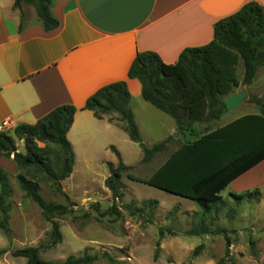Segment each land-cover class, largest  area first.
Segmentation results:
<instances>
[{
  "label": "trees",
  "instance_id": "obj_1",
  "mask_svg": "<svg viewBox=\"0 0 264 264\" xmlns=\"http://www.w3.org/2000/svg\"><path fill=\"white\" fill-rule=\"evenodd\" d=\"M31 3L46 31L59 26L53 12V0H15L14 8ZM22 23L20 28H22ZM243 61L244 77L239 79L238 65ZM264 64V6L251 1L236 13L219 19L215 24L214 38L206 45L189 47L182 51L175 63H166L155 51L137 54L129 77L142 84L143 98L171 115L180 128L196 120L218 119L228 110L225 96L241 83L249 84L259 66ZM259 113L243 115L230 123L183 144L148 178L129 173L139 182L189 198L204 214L213 206L225 203L221 193L236 178L264 161V101L252 98ZM131 93L126 80L109 83L91 95L82 109L91 110L99 119L116 113L125 124L131 140L142 142V136L130 106ZM78 108L62 104L51 110L36 123H22L11 132H0V155L14 154L19 172L16 179L25 194L36 202L48 219L64 214L66 207L46 201L40 192L39 178L53 181L62 191L61 182L71 176L76 153L67 134ZM24 142L20 150L16 140ZM40 143L44 145L41 146ZM145 159L164 149L165 142L147 146L143 142ZM119 155V151L115 150ZM110 176L106 186L114 197L119 195V178L122 170L130 168L121 163L108 162ZM11 173L0 167V227L8 229L13 193ZM261 196V189L233 194L236 202L252 201ZM204 220H201V226ZM55 226V225H54ZM56 228V227H55ZM204 232H207L208 229ZM200 233L199 231H194ZM159 245V244H158ZM203 245L196 248V253ZM2 251H0V254ZM26 258V264H91L99 255L84 253L71 255L63 261L41 257L39 248L26 246L15 252ZM159 253H156V258Z\"/></svg>",
  "mask_w": 264,
  "mask_h": 264
},
{
  "label": "crops",
  "instance_id": "obj_2",
  "mask_svg": "<svg viewBox=\"0 0 264 264\" xmlns=\"http://www.w3.org/2000/svg\"><path fill=\"white\" fill-rule=\"evenodd\" d=\"M251 1L264 6V0H53L60 24L46 31L36 9L27 13L24 5L14 8L15 0H0V125L8 119L16 125L33 124L57 106L72 104L78 111L67 137L76 157L83 131H91L93 138L104 134L100 141L88 140L91 151L103 142L108 147L116 129L124 130L125 124L116 113L99 119L82 107L101 87L126 80L142 140L148 146L165 142V163L183 144L260 111L242 109L244 102L218 119L196 120L182 129L143 98L139 79L129 77L135 57L155 51L166 63H175L186 48L211 42L216 22ZM263 163L234 179L221 193L224 201L264 185V175L247 177ZM0 167L13 176L19 172L14 154L0 155Z\"/></svg>",
  "mask_w": 264,
  "mask_h": 264
},
{
  "label": "rangeland",
  "instance_id": "obj_3",
  "mask_svg": "<svg viewBox=\"0 0 264 264\" xmlns=\"http://www.w3.org/2000/svg\"><path fill=\"white\" fill-rule=\"evenodd\" d=\"M22 5L25 12L35 13L33 4ZM244 72L241 61V80ZM246 86L250 98L242 109L259 111L252 98L264 101V64ZM79 136L74 170L61 182L63 192L53 181L39 178L43 197L65 206L64 214L48 219L11 175L9 232L0 227V264H26L25 257L15 255L26 246L38 247L41 257L57 261L84 253L99 255L91 264H264V185L259 186L261 196L257 199L238 203L233 197L204 214L189 199L128 176L148 178L165 160L164 149L149 161L143 140H131L121 128L116 129L113 139L110 137L108 147L103 142L94 151L88 140L100 141L104 134L93 138L91 131H83ZM16 143L24 150L23 141L17 139ZM109 161L130 167L121 172L117 197L105 184L111 174ZM261 175L264 163L247 177L252 180ZM2 218L0 211V222ZM196 230L200 233L194 234ZM200 245L203 247L196 253Z\"/></svg>",
  "mask_w": 264,
  "mask_h": 264
},
{
  "label": "water",
  "instance_id": "obj_4",
  "mask_svg": "<svg viewBox=\"0 0 264 264\" xmlns=\"http://www.w3.org/2000/svg\"><path fill=\"white\" fill-rule=\"evenodd\" d=\"M250 98L249 90L246 85L238 88L232 93L225 96V103L229 110L236 109L240 104L246 102Z\"/></svg>",
  "mask_w": 264,
  "mask_h": 264
},
{
  "label": "built area",
  "instance_id": "obj_5",
  "mask_svg": "<svg viewBox=\"0 0 264 264\" xmlns=\"http://www.w3.org/2000/svg\"><path fill=\"white\" fill-rule=\"evenodd\" d=\"M17 127V125L15 124V122L12 119H8L6 121H4V123H2V125H0V132L5 131V132H9V131H13L15 128Z\"/></svg>",
  "mask_w": 264,
  "mask_h": 264
}]
</instances>
